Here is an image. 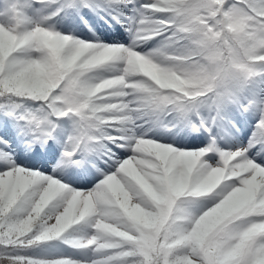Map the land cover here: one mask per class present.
<instances>
[{
  "label": "snow or ice",
  "instance_id": "6c2138e0",
  "mask_svg": "<svg viewBox=\"0 0 264 264\" xmlns=\"http://www.w3.org/2000/svg\"><path fill=\"white\" fill-rule=\"evenodd\" d=\"M108 2L127 7L134 0ZM64 7L92 5L65 0ZM9 14L13 26L0 25V112L17 122L26 149L50 148L57 122L69 118L62 170L90 162L105 140L132 155L121 161L109 150L114 170L88 191L20 166L10 152L0 155V264H264V164L250 159L248 148L179 149L134 131L138 120L161 115L199 131L204 122L192 116L204 100L220 118L222 105L235 99L229 85L264 80V0H147L118 20L129 45L85 42L39 23L22 31V10L13 5ZM157 37L158 49L136 50ZM102 68L115 74L94 80L90 73ZM153 77L175 86L159 88ZM256 107L249 147L264 144V102ZM0 144L8 147L3 138ZM201 199L213 205L194 217L186 205ZM225 200L235 211L217 232H206L201 217ZM82 222L91 234L72 236ZM57 241L90 258L34 252Z\"/></svg>",
  "mask_w": 264,
  "mask_h": 264
},
{
  "label": "rangeland",
  "instance_id": "374dc122",
  "mask_svg": "<svg viewBox=\"0 0 264 264\" xmlns=\"http://www.w3.org/2000/svg\"><path fill=\"white\" fill-rule=\"evenodd\" d=\"M145 2L147 0H134V3H129L127 7H124L123 5H110L108 0H91V8L64 7L61 10V5L65 4V0H56V3L48 5L33 4L32 0H0V25L13 26L14 22L9 14V9L16 5L22 10L28 21L22 26V31L30 30L35 24L39 23L41 27L85 42L94 41L105 45H129L131 43L130 36L121 43H114L109 39L111 33H107L103 28L114 26L115 30L119 25L118 20L124 21L125 17L132 16L133 9L139 8L140 4ZM45 17H48V19H43ZM162 40V37H157L136 50L147 54L158 49ZM114 74L113 71L102 68L90 73V76L94 80H99ZM242 97H240V104L230 112L227 110L223 112L222 110L225 111L226 107L222 106L220 116L221 114L223 116L218 118L214 124L215 120L211 122L214 108L199 112L198 114L202 116L200 120L210 123L207 125L208 127H201L199 131H194L191 126L175 119L173 116L161 115L159 118L144 117L138 120V127L134 130L135 135L137 138L150 139L179 149L215 148L220 151H235L248 148L249 158L258 164H264V144L255 143L254 146L249 147L253 143V133L256 131V124L260 115L256 105L264 102V80L258 77L244 85ZM250 102L254 106L249 108L248 111L241 109V105H248ZM29 104L30 102H26V105ZM225 104L227 105L228 101ZM37 107L36 104L35 107L28 106L32 110ZM60 120L62 121H58L59 129L56 132L57 140L49 141L51 147H45L41 152V154L47 153V155H43L38 160L33 156H29L27 150L23 148L25 139L19 134L20 128L17 122L14 120L13 125L7 129V131L13 133L10 137L1 126L4 120L0 121V138L8 141V147L0 144V155L10 152L11 157L18 165L26 169H35L41 173L54 175L56 178L62 179L65 184L82 191L91 190L102 180L104 173L114 170L115 165L107 156L109 150L121 161L132 155L131 150L127 147L121 148L105 140L99 142L96 151L87 157L90 162L84 163L82 166L72 165L62 170V153L65 150L63 145L73 130V120L69 118ZM195 123L199 125L197 120ZM110 134L118 135L117 132L111 130ZM14 142L18 144L19 150L15 149ZM36 151L38 152L39 149L37 148ZM82 158L81 155L76 157V159ZM217 159L216 152H212L210 162L214 164ZM5 166L6 162L0 159V168ZM212 205L213 201L211 199H201L187 204L186 208L192 216L198 217ZM91 232L92 229L83 222L70 230V234L75 237H85L90 235ZM45 248H47L46 251L55 249L59 254L71 256L76 260H87L91 255L90 253L84 255L58 241L45 245Z\"/></svg>",
  "mask_w": 264,
  "mask_h": 264
},
{
  "label": "clouds",
  "instance_id": "9594fccd",
  "mask_svg": "<svg viewBox=\"0 0 264 264\" xmlns=\"http://www.w3.org/2000/svg\"><path fill=\"white\" fill-rule=\"evenodd\" d=\"M152 83L159 88L174 87L175 85L167 81H162L157 77L152 78ZM235 211L234 206H228L227 200L222 201L220 205H217L215 209L212 210L213 214L205 213L201 217L203 221V227L206 232L214 233L220 228L224 220ZM218 235H223V233H218Z\"/></svg>",
  "mask_w": 264,
  "mask_h": 264
},
{
  "label": "trees",
  "instance_id": "16d2710c",
  "mask_svg": "<svg viewBox=\"0 0 264 264\" xmlns=\"http://www.w3.org/2000/svg\"><path fill=\"white\" fill-rule=\"evenodd\" d=\"M235 87H236V85H229V88H230L231 90H233V91H235ZM205 103L209 104V103H211V102L208 101V100H204L201 104H205ZM0 114H3V113L0 112ZM46 249H47V248H45V245H42L41 248H37V249H35L34 252H36L37 254H41L42 251H46Z\"/></svg>",
  "mask_w": 264,
  "mask_h": 264
}]
</instances>
